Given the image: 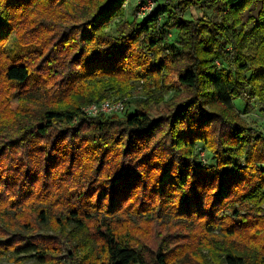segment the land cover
Instances as JSON below:
<instances>
[{"label":"trees","instance_id":"trees-1","mask_svg":"<svg viewBox=\"0 0 264 264\" xmlns=\"http://www.w3.org/2000/svg\"><path fill=\"white\" fill-rule=\"evenodd\" d=\"M125 1L0 0V210L22 218L30 209L42 226L72 224L92 234L97 250L91 259L53 262L48 256L57 248L33 239L28 220L22 232L2 229L0 255L12 250L37 264H148L145 251L116 227L131 215L187 225L221 264H264V133L244 125L234 106L235 99L258 98L264 107V0H208L220 17L213 21L184 17L204 0H160L150 18L115 23ZM239 27L261 35L256 56L240 52ZM14 31L28 54L9 60L1 49ZM139 69L162 98L166 77L177 72L179 89L161 118L149 114L155 95L123 119L84 115L83 107L111 92L127 95ZM34 71L53 81L64 101L44 108L26 97ZM250 72L256 74L247 79ZM16 87L24 95L15 106ZM199 142L213 156L207 167L195 153ZM237 202L255 207L243 214ZM236 238L235 247L226 244ZM173 251L159 248L154 264H171ZM196 255L194 263L208 264Z\"/></svg>","mask_w":264,"mask_h":264},{"label":"rangeland","instance_id":"rangeland-1","mask_svg":"<svg viewBox=\"0 0 264 264\" xmlns=\"http://www.w3.org/2000/svg\"><path fill=\"white\" fill-rule=\"evenodd\" d=\"M204 2L205 3L202 7H194L188 10L184 17L190 20H195L201 17H206L210 21L215 19L220 20V17H218L213 9L209 7L208 3H206L208 0H204ZM134 11V3H130L127 8L122 7V18L117 19L115 23L120 20H125L127 22H136V20L141 21L137 16L134 18ZM112 28H115V26L112 25ZM170 32L172 34L170 39V48L174 50L176 48L177 32L173 29H171ZM238 32H242L240 52L243 56L245 58H252L259 54L261 35L259 33L255 34L249 29H243L242 27H239ZM27 50L28 49H25L20 44L19 33L14 31L2 45L1 53L2 55L4 54L6 59L18 60L28 54ZM229 50H232V48ZM145 56L146 63L151 64L153 57H149L147 55V51H145ZM171 61L176 62L177 57H172ZM216 64L219 68L223 67L222 61H217ZM224 68L226 67L224 66ZM34 72L35 73L25 84V88L27 89L26 97H33L37 102L35 105L44 108H53L57 106L58 102L64 101L61 99V91L56 88V84H54L53 81L47 79L46 77L45 81H43L44 77L41 73H37L36 71ZM139 72L140 78L131 82L134 87L127 93V95L123 96L118 93L111 92L108 94L107 100H123L126 103L125 113L115 115L118 116V118L123 119L129 114L134 113L136 110H141L144 107L142 102L151 97V95H155L153 102L148 107L150 111L149 114L152 119L161 118V116L167 112V106L172 101L174 92L179 89L177 72L172 70V73L166 77V85L162 84L161 88L168 89V93H166L163 98L161 97L162 94L158 90V87L154 84V81L149 82V88L146 83L148 77L147 74L140 69ZM254 74L256 73H247L246 78H251ZM256 77L259 79L256 84H261L262 79L260 75L257 74ZM10 94V102L12 104L15 106L22 104L24 94L21 87H16L10 92ZM188 97L189 95H187V93H183L182 99ZM234 106L244 125L256 128L264 133V107L259 102L258 98L252 100L249 104H246L245 99L243 100L238 98L234 100ZM5 134L6 133L3 132V141L8 140L5 139L8 138ZM195 153L198 154L202 167H207L214 162L211 152L203 143L199 142L196 144ZM12 180L13 174L10 173L6 178V181L8 184H11ZM107 206L110 207V203H108ZM234 206L240 209L243 214H246L248 209L255 207V205L251 202H237ZM260 210L264 212V201L260 205ZM25 214L28 215L19 218L18 216H15L14 213L3 214V211L0 210V242L4 239L2 231L3 228H9L12 233H19L22 232L19 227L22 223H25L28 220L32 222V220L35 219L34 216L36 214L32 213L30 209H28V212ZM129 217L131 220L128 224L124 226L123 221H118L116 223V227L122 234L131 238L136 244H138L139 247L143 249V251H145L149 262L148 264H154V254L161 247H165L166 250L174 249L171 253L172 256H170L171 264H201L199 262L194 263V256H196L197 261L200 260L196 254H200L203 257L205 256V259L208 260V264H221L220 256L218 255L215 258L214 255V257H212L209 252L210 250L202 245L203 240H199L197 237H194L195 233L192 232L193 230H189L187 225L179 224V226H177L173 224L169 225L167 223L166 225L157 222H150L147 219L139 221L138 219L131 217V215ZM36 222L37 221L34 220L30 235H32L33 239L40 240L42 244L49 248H57L55 252H52V254L48 256L51 261H57V263H66L68 261L77 262L78 260H82L84 257H88L90 259L94 257L95 254L93 251L97 250L95 249V244L93 242L94 239L90 232H87L86 234L80 233L72 224H67L64 228H58L53 224L42 226L40 224H36ZM238 224L240 225V222H238ZM24 233L27 234L26 232ZM82 239L83 241L81 242ZM237 241L241 242L240 239L236 238L232 241H228L226 244L235 247L234 242ZM185 251V254L180 255L179 252L184 253ZM0 264H37V260L29 257V255H16L12 250H6L0 255Z\"/></svg>","mask_w":264,"mask_h":264},{"label":"built area","instance_id":"built-area-1","mask_svg":"<svg viewBox=\"0 0 264 264\" xmlns=\"http://www.w3.org/2000/svg\"><path fill=\"white\" fill-rule=\"evenodd\" d=\"M160 0H126L123 7L127 8L130 3L135 4L136 16L140 20H145L151 17L156 11ZM162 19L159 18L158 26H160ZM126 103L123 100L110 101L105 100L99 103H92L83 108L85 116L95 118L99 115H120L125 113Z\"/></svg>","mask_w":264,"mask_h":264}]
</instances>
